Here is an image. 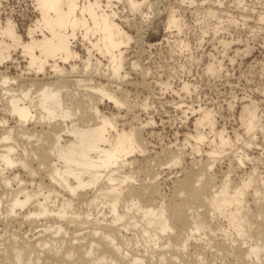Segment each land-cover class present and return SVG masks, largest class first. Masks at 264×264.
Listing matches in <instances>:
<instances>
[{
  "label": "bare ground",
  "instance_id": "obj_1",
  "mask_svg": "<svg viewBox=\"0 0 264 264\" xmlns=\"http://www.w3.org/2000/svg\"><path fill=\"white\" fill-rule=\"evenodd\" d=\"M31 1L36 15L26 37L13 18H0V264H209L228 260L229 250L234 261L225 264H264L261 159L238 146H252L259 133L264 138L258 107L243 106V133L234 131L235 140L226 128H217L213 110L192 108L194 133L186 134L184 148L165 149L164 155L182 169L191 145L208 160L183 167L170 196L161 191L160 173L150 164L146 179L137 183L133 167L148 152L142 133L154 121L119 123L123 109L136 107L121 84L140 69L128 48L145 45L155 3ZM115 2L141 16L136 36ZM146 6L151 10L145 12ZM177 12L172 9L165 24L182 33L185 24ZM207 14L218 16L213 7ZM15 51L23 62L15 60ZM139 73L141 81L134 84L147 86L145 70ZM191 87L185 81L182 90ZM107 103L118 112H104ZM225 156L230 168L217 184L212 172ZM236 163L237 169L252 164L239 180L231 177ZM25 224L42 229L29 235L22 232Z\"/></svg>",
  "mask_w": 264,
  "mask_h": 264
},
{
  "label": "rangeland",
  "instance_id": "obj_2",
  "mask_svg": "<svg viewBox=\"0 0 264 264\" xmlns=\"http://www.w3.org/2000/svg\"><path fill=\"white\" fill-rule=\"evenodd\" d=\"M193 1L191 4L190 0H149V3H155V13L151 15L153 23L145 35L146 43L144 46L132 43L128 48V58L131 62L139 61L140 69L132 70L133 72L121 84L129 93V99L136 103V107L131 112L123 109L121 112L123 119L120 118L119 123H126L129 127L130 123L140 126L141 122L145 124L150 119L154 121V124L148 125L142 133L147 142L148 152L144 156L138 155L133 167L139 179L137 183L146 179V167L150 164L160 173L161 191L169 196L174 189V180L182 175L183 167L194 169L199 163L208 160L204 154L194 152L191 145L185 147L186 158L181 165L182 169L171 164L164 155L165 149L184 148L186 134L194 133L193 124L197 116L192 113V108L213 110L216 114L217 128L219 130L226 128L234 140V131L243 133L240 116L244 105L255 104L260 114L264 116V20L260 21V15L264 16V0ZM32 4L31 0H0V18L3 20L13 18L18 23L20 32L26 37V29L35 22L36 14ZM116 4L119 6L118 10L125 21L126 29L136 36L142 23L141 16L138 13H131L122 4ZM209 7L216 9L217 18L207 14ZM172 9L178 11L183 18L185 30L182 33L166 28L165 23ZM144 10L148 12L151 9L146 6ZM215 26L226 27L216 34L213 31ZM145 27L142 29L147 28ZM176 39L185 40L189 46L182 47L180 41ZM222 39L231 44L223 47L220 44ZM151 44L153 46L150 47ZM77 49L85 55L81 45ZM14 53L15 60L23 62L21 53L19 51ZM209 64H214L216 72L207 70ZM141 69L146 72L147 86L134 84L141 81V77L138 76ZM10 71L12 74L16 73L14 68ZM102 81L108 83L107 80ZM185 81L192 85L190 92L182 90ZM143 102L148 103V110L141 107ZM107 104L101 106L104 112H118L114 105ZM134 115L138 116V120L134 119ZM238 146L248 152L250 157L261 159L258 168L264 176L262 134L257 135L252 146L246 147L241 142ZM202 147L204 150L210 149L208 143ZM157 156L159 157L156 158ZM245 166L237 169V163L234 165L231 173L233 180H239L244 176L252 164L248 163ZM229 168L228 157L216 165L212 173L216 174L217 184L224 178ZM41 175L45 176L43 173ZM24 180L32 182V177L25 175ZM45 182L48 180L45 179ZM250 201L253 203L252 199ZM251 208L255 209L254 204ZM3 229L4 226L0 224V230ZM21 229L23 233L28 231L29 235H32L39 232L42 227L25 224ZM232 252L228 251L229 255L226 254L228 260L223 261L224 264L234 261L230 254ZM221 263L222 261L217 259L209 264Z\"/></svg>",
  "mask_w": 264,
  "mask_h": 264
}]
</instances>
